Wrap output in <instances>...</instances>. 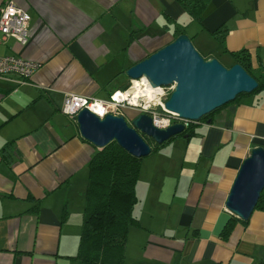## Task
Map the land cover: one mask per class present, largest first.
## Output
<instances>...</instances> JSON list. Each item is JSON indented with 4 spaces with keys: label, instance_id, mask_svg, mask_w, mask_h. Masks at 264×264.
Masks as SVG:
<instances>
[{
    "label": "crops",
    "instance_id": "1",
    "mask_svg": "<svg viewBox=\"0 0 264 264\" xmlns=\"http://www.w3.org/2000/svg\"><path fill=\"white\" fill-rule=\"evenodd\" d=\"M15 1L31 14L29 41L10 37L0 53L41 66L23 82L0 77V264H56L77 252L88 161L98 147L62 111L65 94L107 98L130 81V65L174 38L176 21L190 36L198 30L177 0ZM196 22L210 34L226 24V48L246 47L264 64V0H210ZM209 118L191 138L143 157L135 208L142 225L129 232L125 264H254L263 254L264 210L238 221L226 240L220 234L235 214L226 199L242 162L264 146V89Z\"/></svg>",
    "mask_w": 264,
    "mask_h": 264
},
{
    "label": "water",
    "instance_id": "2",
    "mask_svg": "<svg viewBox=\"0 0 264 264\" xmlns=\"http://www.w3.org/2000/svg\"><path fill=\"white\" fill-rule=\"evenodd\" d=\"M126 73L130 78L144 75L154 86L175 83L165 100L166 108L195 120L258 85V80L241 63L228 66L217 56L205 57L187 32L130 65ZM129 119L126 113L112 112L100 117L88 107H83L76 115L81 135L93 144L102 147L115 139L138 156L152 150L145 135L161 143L185 129L182 122L158 127L148 112H139ZM263 188L264 146L258 145L244 158L226 206L238 217L249 218Z\"/></svg>",
    "mask_w": 264,
    "mask_h": 264
},
{
    "label": "trees",
    "instance_id": "3",
    "mask_svg": "<svg viewBox=\"0 0 264 264\" xmlns=\"http://www.w3.org/2000/svg\"><path fill=\"white\" fill-rule=\"evenodd\" d=\"M177 1L191 15L193 20L202 22L203 11L210 0ZM167 19L172 21L169 16H167ZM210 32L221 43L223 51L228 52L233 57L234 62L241 63L258 80L255 89L250 92H241L230 101L237 100L243 94L257 93L263 90L264 64L262 59H259L258 65H255L253 55L248 48L227 49L224 45L225 36L228 32L226 24H221ZM173 33L174 37L186 33V25L176 21ZM212 55L216 56L212 53L204 54L205 57ZM128 84L129 82L125 83L121 88H126ZM225 104L192 121L182 132L172 135L161 143L155 142L151 137L145 135L146 140L152 145L151 152L170 143L180 135L187 134V137L191 138L196 134L198 123L206 121ZM72 117L76 119V116ZM9 145L10 143H7L3 146L1 153H4ZM143 157L131 153L115 139L102 147H96L88 161V182L84 192L81 232L77 252L67 255L66 262H56V264H125L129 232L131 228L142 225L135 214V208L139 201L136 187L140 177ZM255 209L264 210V188L260 192ZM67 216L68 211L65 209L63 217L66 218ZM238 221L247 224L249 218L243 219L235 214L230 216L223 226L220 234L221 238L226 240ZM254 264H264V251Z\"/></svg>",
    "mask_w": 264,
    "mask_h": 264
},
{
    "label": "built area",
    "instance_id": "4",
    "mask_svg": "<svg viewBox=\"0 0 264 264\" xmlns=\"http://www.w3.org/2000/svg\"><path fill=\"white\" fill-rule=\"evenodd\" d=\"M30 20L31 14L26 8L20 6L15 0H6L0 9V44L13 37L22 45H26L30 36ZM40 66V61L23 55L0 53L1 78L11 77L18 82H23L32 77ZM174 86L175 83L154 86L143 75L130 78L126 88H116L107 98L67 92L61 109L66 114L76 116L80 109L88 107L103 117L108 112L125 114L126 109L134 108L138 112H148L153 123L158 127L164 128L174 122H182L186 127L195 119L181 116L165 106V100ZM130 89L128 94H124ZM136 90L139 92H135Z\"/></svg>",
    "mask_w": 264,
    "mask_h": 264
},
{
    "label": "rangeland",
    "instance_id": "5",
    "mask_svg": "<svg viewBox=\"0 0 264 264\" xmlns=\"http://www.w3.org/2000/svg\"><path fill=\"white\" fill-rule=\"evenodd\" d=\"M198 23L194 21V27L198 30V33L195 35H192V40L195 44V46L201 51V53L204 55L206 54L205 50L208 48L213 49L214 51L218 52L219 59L225 64H228V61L225 57V54H223V49L221 43L210 33L203 31V29H199ZM200 31V32H199ZM220 47L222 50H220ZM136 110L134 109H126L127 118L129 119V116L131 114H134ZM153 140V139H152ZM151 142L153 143V141Z\"/></svg>",
    "mask_w": 264,
    "mask_h": 264
},
{
    "label": "bare ground",
    "instance_id": "6",
    "mask_svg": "<svg viewBox=\"0 0 264 264\" xmlns=\"http://www.w3.org/2000/svg\"><path fill=\"white\" fill-rule=\"evenodd\" d=\"M131 91V89L130 90H128L127 92H125L124 94H128L129 92ZM135 92H139L138 90H136ZM136 95V94H135ZM134 95V96H135ZM100 107V106H99ZM65 114V113H64Z\"/></svg>",
    "mask_w": 264,
    "mask_h": 264
}]
</instances>
